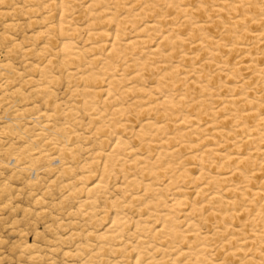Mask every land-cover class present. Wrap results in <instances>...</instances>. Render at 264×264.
Instances as JSON below:
<instances>
[{"label": "bare ground", "instance_id": "obj_1", "mask_svg": "<svg viewBox=\"0 0 264 264\" xmlns=\"http://www.w3.org/2000/svg\"><path fill=\"white\" fill-rule=\"evenodd\" d=\"M48 1L57 21L46 32L61 36L63 61L81 62L90 53L81 74L69 72L84 82L75 92L91 121L107 119L113 135L103 140L111 150L95 151L85 167L82 178L91 181L103 162L97 180L81 188L82 213L91 215L95 194L107 187L115 167L124 179L119 189L139 210L131 220L122 212L124 202H116L109 227L89 234L100 239V253L92 252L84 264L103 261L109 251L124 259L113 264H264V0H86L92 43L85 48L72 38L79 30L69 19L74 0ZM115 55L124 60L121 73L111 61ZM0 67L11 73L9 65ZM151 68L159 73L146 86ZM243 70L247 75L240 78ZM41 73L45 79L46 67ZM248 79L260 85L254 89ZM38 90L52 95L46 82ZM128 95L137 104L135 135L146 154L120 135L128 126L119 120L125 112L119 99ZM94 97L113 104L112 112L100 110ZM150 112L164 119L146 117ZM48 117L41 113L33 120L48 126ZM127 232L134 241L116 245ZM214 248L222 258H215Z\"/></svg>", "mask_w": 264, "mask_h": 264}, {"label": "rangeland", "instance_id": "obj_2", "mask_svg": "<svg viewBox=\"0 0 264 264\" xmlns=\"http://www.w3.org/2000/svg\"><path fill=\"white\" fill-rule=\"evenodd\" d=\"M49 2L0 0V66L11 67L10 74L0 67V264H84L92 252H98L101 243L91 233L98 235L109 227L116 202H124L126 207L122 212L127 218L136 220L139 215L137 203L129 205L131 195L119 189L124 179L118 167L107 177V187L95 194L98 200L91 215L82 213L86 208L80 207V202L86 193L81 188L97 180L103 162L99 163L91 181L82 178L88 174L85 167L90 166L95 151L111 150L110 143L103 140L110 136L112 141L113 135L107 119L98 123L91 121L82 103L83 97L75 92L83 88L84 82L77 76H69L71 71L81 74L88 67L90 53L81 62L65 63L63 54L58 52L61 36L46 32L57 21ZM85 6L86 0H74L69 14V19L79 27L72 35L79 48L92 43ZM111 61L118 66L117 73H121L118 69L124 63L122 56L115 55ZM44 67L45 79L41 73ZM99 67L94 64L92 68L97 72ZM211 71L206 66V72ZM158 73L157 68L146 71L143 83L154 85ZM246 75L243 70L240 78ZM248 80L254 89L260 85V80ZM44 82L48 83L52 95L39 92L38 86ZM94 85L101 87L104 82L96 81ZM123 85L119 87L123 89ZM93 100L100 110L112 112L113 104L105 105L100 97ZM119 103L125 109L124 114L118 115L119 120L128 126L120 130V135L136 152L146 154V144L135 135L140 123L133 112L137 105L134 96H124ZM41 113L50 115L48 126L34 122L33 118ZM146 117L164 119L155 112ZM98 125L103 128L97 133ZM64 145L72 151L63 153ZM131 174L136 173L131 171ZM136 176L143 177L140 173ZM133 192H141V188ZM199 223L203 231L208 230L206 223ZM133 228L132 221L131 231ZM130 232L116 245L132 243ZM26 245L34 247L27 251ZM220 255L215 258H222ZM117 260L124 259L119 252L109 251L103 261L97 257L94 264H113Z\"/></svg>", "mask_w": 264, "mask_h": 264}]
</instances>
